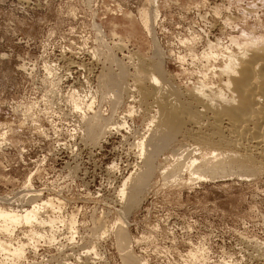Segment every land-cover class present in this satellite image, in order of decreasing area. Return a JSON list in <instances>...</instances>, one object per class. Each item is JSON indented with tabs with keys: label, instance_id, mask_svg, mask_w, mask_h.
<instances>
[{
	"label": "rangeland",
	"instance_id": "obj_1",
	"mask_svg": "<svg viewBox=\"0 0 264 264\" xmlns=\"http://www.w3.org/2000/svg\"><path fill=\"white\" fill-rule=\"evenodd\" d=\"M144 11L151 18L149 33L141 19ZM247 32L258 39L249 51L264 48V0H0V206L31 209L23 196L38 192L43 217L56 219L58 238L65 236L57 238V245L35 239L38 246L27 248L16 264H61L66 253L83 262L88 249L99 255L96 264H122L116 246L122 223L135 256L148 264H264L255 252L264 247L262 155L247 173L254 177L210 182L195 180L203 175L199 163L225 149H203L191 159L185 153L187 167L192 159L198 166L175 181L158 169L170 171L173 153L196 147L180 139L159 157L144 201L125 216L119 191L137 163L135 144L147 134L149 116L139 103H125L110 122L125 121L129 129L101 147L83 146L75 132L80 114L71 99L78 95L86 105L94 99L98 107L103 90L97 91L94 76L107 66V57L123 61L129 54L161 60L174 92L192 91L215 80L208 70L221 66L220 56L236 50L231 41L244 40ZM93 88L97 99L89 98ZM109 108L103 105L102 111L108 114ZM72 221L76 252L63 248ZM29 230L19 227L13 242L25 240ZM195 253L198 262L189 258ZM5 257L0 253L4 264H15Z\"/></svg>",
	"mask_w": 264,
	"mask_h": 264
},
{
	"label": "bare ground",
	"instance_id": "obj_2",
	"mask_svg": "<svg viewBox=\"0 0 264 264\" xmlns=\"http://www.w3.org/2000/svg\"><path fill=\"white\" fill-rule=\"evenodd\" d=\"M213 10H215V8ZM158 15L157 17H159ZM218 15H220V13ZM153 16V20H156L155 15ZM245 16L248 15L246 14ZM141 19L145 29L149 33V21H151V18L149 19L146 11L142 12ZM244 35L245 36L242 35L245 37L244 40L240 41L235 39L231 41L232 44L234 43V47L237 51L226 50L227 52L220 56L221 58L219 59L222 62V64L220 63L221 66H215L212 67L211 70H208L216 81L214 80L210 83L207 81L202 82L192 91L184 93L174 92L171 80L167 78L164 62L161 60L153 62L150 59H144L129 54L123 56V61L111 58L108 59L107 57V66H103L98 76H94L98 80H96L98 82V88L96 87L97 91L103 90L102 94L100 93L101 99L99 98L100 104L98 107L94 108V104L96 103L94 99L90 100L91 103L86 105V103H80L78 95V100L72 95L71 99H74L72 100L74 113L76 115L80 114L79 116L77 115L76 120L78 125L76 124L75 128L77 131H74L81 134L80 140L83 146L98 147L101 144L108 143L112 138H115V135H119L125 128H128L127 122L125 121L121 124L110 122L115 116L116 111L125 103H139L141 110H138L143 111L149 116L148 119L150 121L146 123L149 128L145 127L148 129L146 132L147 134L141 136L138 142L135 140V147L138 149V153L135 157L137 158V163L135 162L132 171L123 180L119 191L120 204L122 205L125 216H129L144 201V193H147V187L157 173L156 169L159 157L165 155L168 152V148L175 146L173 144L180 141V139L183 141L190 140L196 147L192 149L193 146H191L190 150L189 146L183 151L184 147L181 146L183 147V149L180 148L182 149L181 152L183 151L182 153H173L175 165L173 164L170 168L171 170L169 171L168 166L158 169L162 175L168 172L170 174L171 172L170 176L169 174L167 175L168 178H172L175 181L184 180L185 170H195L199 163L196 159H192V162L191 160L188 162L190 168L187 167L186 161H183L184 154L188 153L189 158L196 154V152L209 148L225 150L220 151L222 153L218 152L219 154L212 153L213 156L211 155L212 157H207V159L201 157L203 161L199 163L198 169L202 171L203 175L197 178L195 177V180L224 182L226 180H232L235 176L246 178L247 176L249 177L255 174L252 175L251 173L256 167L257 160L260 158H257V156L262 155L264 157V48L262 47L263 49L260 48L259 50L249 51V47L257 44L258 39H255V35H251V32L244 33ZM117 46L118 48L116 49H119L120 52L124 51V47L121 48L118 44L116 47ZM112 57L114 58V56ZM130 77H133L134 83L130 82ZM95 91L94 89V92ZM97 91L93 95L90 92L89 98L91 99L92 97L97 99V93L99 92ZM75 93L76 92H74V94ZM82 100L85 101V99ZM103 105H108L110 107L108 114L102 111ZM96 109L97 111H95ZM83 110H86L89 114L87 115ZM75 114H72V118ZM75 118L76 116L74 120ZM135 134L137 133L135 132ZM140 134L142 133L140 132ZM170 155L169 157L172 159ZM166 158L164 159L166 160ZM188 158L187 160L191 159ZM248 171L251 172L250 175L247 174ZM193 172H189L192 174L191 176H194ZM164 177H166V175ZM29 193L31 194L29 195ZM21 197L20 195L19 198ZM23 199H27V203L30 205L31 209L19 211L11 207L4 208L0 206V234L2 235L0 236V253H5V258H10V260H7L12 263L15 262V264L23 259L26 249L32 247L35 243V239H47L51 245L52 243H56L55 241H57L59 235L58 230H56V219L53 218L54 220H51L49 217H46L48 218L46 219L42 215V208L39 204L43 201L41 194L27 191ZM44 205L49 204L43 203L42 206ZM49 206L53 207L52 201ZM74 222L72 221L69 223L70 226L68 225L69 228H67L69 232L66 230L69 237L65 239L69 242V245L67 244L66 247H63L71 250V252L74 250L72 244L74 240L73 235L77 232L75 230V233L72 231L74 229ZM24 225H26V227H31V230L28 231L29 233L27 236L23 234L26 236V238H24L25 240H18V242L14 243L12 237L15 235L17 229ZM125 229H127V226L125 223H122L117 229L118 232L116 231V246L122 264H148L146 261H142L135 256L132 245L133 242H128L129 236ZM46 232H48V234ZM94 236H96V234ZM36 243H38V241H36ZM49 243L46 242L48 245ZM37 246L38 245H36V247ZM262 248L263 251L260 250L261 252L257 249L256 251L254 248L257 253L256 258L264 257V247ZM88 250L85 253L86 255L84 254L85 258L83 262H80L79 256H76V258L74 254L66 253L65 255L64 253L65 257L61 264H96V261L99 260V255H94L95 249ZM62 252H64V250ZM80 255H82V253H80ZM189 256L191 261L198 262L199 258L196 253L190 254ZM0 264H4L3 260H0Z\"/></svg>",
	"mask_w": 264,
	"mask_h": 264
}]
</instances>
